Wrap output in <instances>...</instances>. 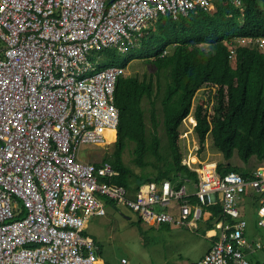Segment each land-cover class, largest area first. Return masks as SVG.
Masks as SVG:
<instances>
[{
	"label": "built area",
	"instance_id": "2783aa9c",
	"mask_svg": "<svg viewBox=\"0 0 264 264\" xmlns=\"http://www.w3.org/2000/svg\"><path fill=\"white\" fill-rule=\"evenodd\" d=\"M215 2L0 0V264H100L82 232L92 216L106 215L105 202L150 225L177 227L199 219L201 203H217L235 223H217L220 239L195 264H250L238 203L248 189L260 193L264 228V166L247 179L220 177L202 163L192 169L197 183L185 177L130 191L111 183L118 175L111 164L80 156L113 142L119 122L114 91L122 70H95L90 53L124 50L161 16L177 20Z\"/></svg>",
	"mask_w": 264,
	"mask_h": 264
},
{
	"label": "trees",
	"instance_id": "16d2710c",
	"mask_svg": "<svg viewBox=\"0 0 264 264\" xmlns=\"http://www.w3.org/2000/svg\"><path fill=\"white\" fill-rule=\"evenodd\" d=\"M148 25L136 39L125 43L123 57V50L117 48L97 52L109 56L95 70L119 67L123 71L114 91L119 113L114 149L102 159L118 172L111 183L134 191L150 182L175 183L185 177L198 182L197 173L182 162L179 128L203 86H215L217 90L211 106L200 99L194 107L199 153L211 134L215 148L223 155V161L216 164L217 174L222 177L235 172L252 178L256 169L245 165L254 158L264 166V51L258 46L240 45L237 40H264V0H240L238 6L231 0H216L213 10L196 8L177 20L161 16L155 25ZM231 50L233 58L229 57ZM135 60L153 68V73L143 79L124 73ZM161 88L162 125L167 139L164 152L154 108V97L161 94ZM144 100L151 107L149 132ZM130 143L134 145L135 162L143 169L140 174L122 159ZM235 152L243 165L231 164ZM201 206L211 212L212 219L230 222L221 215L219 204Z\"/></svg>",
	"mask_w": 264,
	"mask_h": 264
},
{
	"label": "rangeland",
	"instance_id": "374dc122",
	"mask_svg": "<svg viewBox=\"0 0 264 264\" xmlns=\"http://www.w3.org/2000/svg\"><path fill=\"white\" fill-rule=\"evenodd\" d=\"M156 22L148 25V28L155 25ZM237 43L252 47L257 44V41L238 39ZM200 47H203V45ZM258 48L264 51V45L258 46ZM124 51L125 49L120 53L121 57L124 56ZM108 56V53H96L94 51L90 53L89 59L93 66H98V64H104L108 60ZM233 57L234 53L232 54ZM153 71V68L146 66L141 60H135L126 67L124 73L143 79L144 75L148 78ZM162 79L163 77H161ZM155 82L156 80H154V84H156ZM162 84L163 82L161 81ZM162 88L161 94L157 98L156 96L154 97V108L158 122L157 133L163 147L162 152H164L167 139L162 125L160 101L163 92ZM216 90L215 86H203L197 91L191 112L183 120L179 128L181 133L180 145L183 154L182 162L191 170L199 169L202 163L215 162L214 165L216 166L217 163L223 161V155L215 148L211 134L207 135L204 148L199 153L200 145L194 132V107L200 99H203L208 107L211 106L215 102ZM143 108L147 131L149 132L151 131V107L147 100H144ZM114 142L102 147L86 148L80 152V156L84 161L100 162L104 156L113 152ZM193 157L195 158L194 161ZM122 159L136 174H140L143 171L141 166L135 162L134 145L132 143L128 144L124 150ZM230 162L232 165H243L236 152ZM245 166L256 169L257 167H262V164L253 158ZM187 186L190 190L191 184L188 183ZM105 209L106 215L91 217L82 232L83 235L94 238L92 239L97 246L96 256L101 260L102 264H122V259L125 260V264H193L209 245V241L203 236V229H201L203 223L201 221L198 222V227L200 228L198 230L171 225L155 226L143 222L137 213L125 207L114 206L105 202ZM240 210H242L241 207ZM258 211L260 216V209ZM206 212L207 210H205ZM247 229L245 235L249 240L248 242H250V246L243 249L244 258L251 264H264V248L259 250L256 246L260 243L264 244V229H260L255 225H251L249 228L247 225Z\"/></svg>",
	"mask_w": 264,
	"mask_h": 264
},
{
	"label": "crops",
	"instance_id": "0c3cea01",
	"mask_svg": "<svg viewBox=\"0 0 264 264\" xmlns=\"http://www.w3.org/2000/svg\"><path fill=\"white\" fill-rule=\"evenodd\" d=\"M115 138H116V135H114V139ZM212 164H215V162H212ZM238 204H239V209H240V207L242 209V210H240L241 217L244 220L246 218L248 228L251 225H253V226L255 225V226L258 227V225H257L258 218H259L258 209L260 208V201H259L258 192H255L252 189H248L246 191V193H244L243 195L240 196ZM220 210H221V208H220ZM205 214H207V215H205ZM211 217H212L211 212L209 210H207V212L205 213V210L202 207V214H201L200 218L197 219V220L192 221L190 224H188V226L185 227V228L191 229V230H198V229H200L198 227V222L201 221V223H203V226L201 227V229H203V236L206 238V240L209 241V245L207 246L205 251L198 257V259L195 262H193V264H195L198 260H200L209 251V249L211 248L212 243L216 239V235L218 234L217 223L220 220L216 221L217 217H214V219H212ZM88 221H87L86 225L88 224ZM209 224H211V226ZM175 227H177V226H175ZM245 238H246V242L250 246V242H248L249 240H248L246 235H245ZM257 245H260V247H257L259 250L264 248V244L263 243H260V244H257ZM249 246H247V247H249ZM99 263L102 264L101 260H99Z\"/></svg>",
	"mask_w": 264,
	"mask_h": 264
},
{
	"label": "bare ground",
	"instance_id": "6f19581e",
	"mask_svg": "<svg viewBox=\"0 0 264 264\" xmlns=\"http://www.w3.org/2000/svg\"><path fill=\"white\" fill-rule=\"evenodd\" d=\"M239 40H243V41H245V39H239ZM246 40H256L257 41V44H255V46H262V45H264V42H262V40L263 39H246ZM264 41V40H263ZM136 43H138V42H136ZM260 43H261V45H260ZM252 47H254V46H252ZM123 72V71H122ZM113 133L112 132H108L107 133V138L108 139H111L113 136ZM94 146H98L99 147V145L97 144V145H94ZM93 146V147H94ZM194 157H193V161H194ZM100 162H102V161H100ZM94 163V165H95V162H93ZM214 164H212L211 165V168H214ZM216 167V166H215ZM258 195H259V201H260V206H261V194L260 193H258ZM260 209V208H259ZM221 215H222V213H221ZM223 216V215H222ZM225 217H227V216H225ZM228 218H230V217H228ZM242 218V217H241ZM259 218H260V216H259ZM259 218H258V220H259ZM243 219V218H242ZM230 224H234L235 223V220H233V219H231L230 218V222H229ZM247 223V222H246ZM257 225H258V222H257ZM258 227L259 228H261V229H264V228H262V227H260L259 225H258ZM246 230H247V224H246V227H245V230H244V237H245V233H246ZM216 241H218L219 239H220V233L218 232V234L216 235ZM215 241V242H216ZM94 244H95V242H94ZM95 246H96V244H95ZM97 247V246H96ZM210 250V249H209Z\"/></svg>",
	"mask_w": 264,
	"mask_h": 264
},
{
	"label": "water",
	"instance_id": "95a60500",
	"mask_svg": "<svg viewBox=\"0 0 264 264\" xmlns=\"http://www.w3.org/2000/svg\"><path fill=\"white\" fill-rule=\"evenodd\" d=\"M179 187V184L176 186V188H178Z\"/></svg>",
	"mask_w": 264,
	"mask_h": 264
}]
</instances>
